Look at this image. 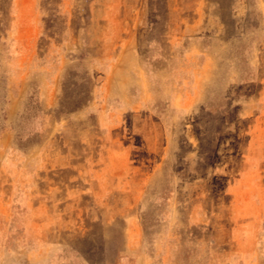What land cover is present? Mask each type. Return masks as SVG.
Masks as SVG:
<instances>
[{
    "label": "rangeland",
    "instance_id": "obj_1",
    "mask_svg": "<svg viewBox=\"0 0 264 264\" xmlns=\"http://www.w3.org/2000/svg\"><path fill=\"white\" fill-rule=\"evenodd\" d=\"M0 264H264V0H0Z\"/></svg>",
    "mask_w": 264,
    "mask_h": 264
},
{
    "label": "crops",
    "instance_id": "obj_2",
    "mask_svg": "<svg viewBox=\"0 0 264 264\" xmlns=\"http://www.w3.org/2000/svg\"><path fill=\"white\" fill-rule=\"evenodd\" d=\"M11 112V115L14 116L15 112H16V108H14V106L9 109V113ZM19 115V114H18ZM17 117V116H16ZM19 117V116H18ZM12 150H14V148H16V141H15V138L14 140H12V142H10V145H9Z\"/></svg>",
    "mask_w": 264,
    "mask_h": 264
}]
</instances>
